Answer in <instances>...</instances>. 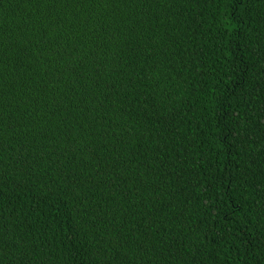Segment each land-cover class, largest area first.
<instances>
[{"label":"trees","instance_id":"obj_1","mask_svg":"<svg viewBox=\"0 0 264 264\" xmlns=\"http://www.w3.org/2000/svg\"><path fill=\"white\" fill-rule=\"evenodd\" d=\"M0 264H264V0H0Z\"/></svg>","mask_w":264,"mask_h":264}]
</instances>
